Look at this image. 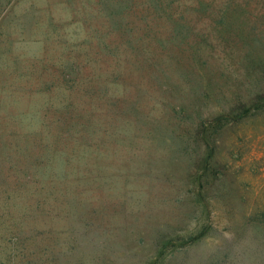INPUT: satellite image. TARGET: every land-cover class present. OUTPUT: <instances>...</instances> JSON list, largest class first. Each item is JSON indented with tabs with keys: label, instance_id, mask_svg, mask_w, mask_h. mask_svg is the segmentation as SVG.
I'll return each mask as SVG.
<instances>
[{
	"label": "rangeland",
	"instance_id": "rangeland-1",
	"mask_svg": "<svg viewBox=\"0 0 264 264\" xmlns=\"http://www.w3.org/2000/svg\"><path fill=\"white\" fill-rule=\"evenodd\" d=\"M187 3L0 0V264H264V0Z\"/></svg>",
	"mask_w": 264,
	"mask_h": 264
},
{
	"label": "trees",
	"instance_id": "trees-1",
	"mask_svg": "<svg viewBox=\"0 0 264 264\" xmlns=\"http://www.w3.org/2000/svg\"><path fill=\"white\" fill-rule=\"evenodd\" d=\"M106 2L111 6L109 8L106 7L107 14L104 10L105 5H101L102 0H96L97 11L94 13V17L92 18V20H97V34L100 33L99 38L102 36L101 33H103L104 30L102 22V20H105L104 16L108 19H110L109 17L112 18L110 22L112 24L114 23V27H119V25L124 27V32L127 26L126 24L118 21L121 20V16L123 17V22H129L130 24L150 18L149 20L150 22H153V25L147 26H154L159 22L166 24L175 21L172 14L178 13L180 15V12H183V10L186 12L192 10L188 7L187 0H106ZM98 5L101 7L98 8ZM138 6H140V8ZM197 6L198 5H195V7ZM136 10H139L140 12H137ZM97 12L98 14L96 15ZM117 38L118 37L116 36V39ZM104 44L105 43L101 45ZM115 50L119 51L118 48Z\"/></svg>",
	"mask_w": 264,
	"mask_h": 264
}]
</instances>
